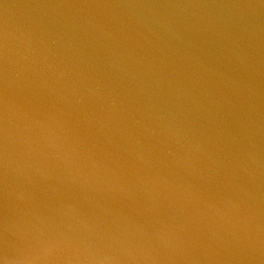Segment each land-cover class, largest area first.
Here are the masks:
<instances>
[{
	"label": "water",
	"instance_id": "1",
	"mask_svg": "<svg viewBox=\"0 0 264 264\" xmlns=\"http://www.w3.org/2000/svg\"><path fill=\"white\" fill-rule=\"evenodd\" d=\"M0 264H264V0H0Z\"/></svg>",
	"mask_w": 264,
	"mask_h": 264
}]
</instances>
